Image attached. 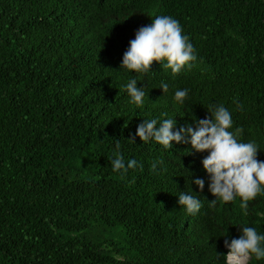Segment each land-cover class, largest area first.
I'll use <instances>...</instances> for the list:
<instances>
[{"label":"trees","instance_id":"trees-1","mask_svg":"<svg viewBox=\"0 0 264 264\" xmlns=\"http://www.w3.org/2000/svg\"><path fill=\"white\" fill-rule=\"evenodd\" d=\"M157 15L179 20L197 60L176 75L160 62L120 70ZM132 78L142 108L124 88ZM176 89L189 90L183 106ZM211 104L264 150V0H0V264H224L226 238L264 232V196L248 215L239 198L213 206L207 183L203 193L191 183V172L207 178V152L129 140L144 119L186 126ZM117 143L143 167L114 172ZM181 191L199 196L197 214Z\"/></svg>","mask_w":264,"mask_h":264},{"label":"clouds","instance_id":"clouds-1","mask_svg":"<svg viewBox=\"0 0 264 264\" xmlns=\"http://www.w3.org/2000/svg\"><path fill=\"white\" fill-rule=\"evenodd\" d=\"M196 60L194 45L190 37L184 34L179 20L169 15H157L150 24L136 30L135 38L129 41L123 54L120 70L148 73L154 62H160L163 68L171 69L172 74L176 75L185 67L191 68ZM124 88L129 102L142 108L147 93L144 87H138V80L130 79ZM159 89L166 93L169 84L161 82ZM188 98V89H176L173 95L174 101L181 106ZM207 110L208 116L203 119L194 116L193 123L186 126L178 127L175 118L144 119L129 140L135 142L138 136L144 143L154 141L166 149L173 148L175 142L190 145L188 154L193 151L207 152L202 160L207 178L191 172L192 185L203 193L207 183L209 192L216 198L210 202L213 206L217 202L227 204L239 198L240 209L244 215H248L249 202L264 196V160L258 159V154L264 150L256 140L241 141L238 129L230 130L234 125L232 113L223 104H211ZM119 148L117 143V152L111 160L114 172L126 176L129 169L143 167L135 159L125 160ZM162 163V160H157L151 167L156 170L157 165ZM178 198V204L189 215L197 214L202 208L199 196L192 192L181 191ZM257 229L243 226L238 238L224 240L226 255L217 253L223 256L224 264H249L253 256L257 261L264 260V232Z\"/></svg>","mask_w":264,"mask_h":264},{"label":"rangeland","instance_id":"rangeland-1","mask_svg":"<svg viewBox=\"0 0 264 264\" xmlns=\"http://www.w3.org/2000/svg\"><path fill=\"white\" fill-rule=\"evenodd\" d=\"M95 233V232H94ZM98 236H100V238L102 237V240L105 239V240H108L110 238V236L108 235H101V234H98Z\"/></svg>","mask_w":264,"mask_h":264}]
</instances>
